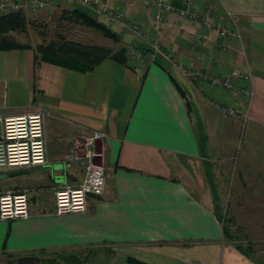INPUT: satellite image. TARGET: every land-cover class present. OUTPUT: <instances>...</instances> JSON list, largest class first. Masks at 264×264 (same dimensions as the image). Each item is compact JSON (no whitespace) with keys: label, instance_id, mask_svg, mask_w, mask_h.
<instances>
[{"label":"crops","instance_id":"1","mask_svg":"<svg viewBox=\"0 0 264 264\" xmlns=\"http://www.w3.org/2000/svg\"><path fill=\"white\" fill-rule=\"evenodd\" d=\"M66 1L114 31L116 46L144 49L147 61L105 58L82 72L40 60L30 43L0 50V115L42 111L45 158L0 167V193L24 191L29 210L25 219L0 220V254H33L37 264L79 250L91 254L83 264H264L224 238L206 196L191 194L173 168L210 167L232 149L240 117L221 115L214 104L223 103L245 116L249 159H260L262 146L264 178V0H166L235 26L239 38H227L223 51L211 45L214 31L173 13L155 22L154 8L140 1L107 0L122 20ZM195 32L205 38L195 42ZM192 69L249 73V103L189 80L184 71ZM93 132L102 136L87 143ZM87 161L103 169L102 193L88 196L84 213L54 214L53 191L77 186Z\"/></svg>","mask_w":264,"mask_h":264},{"label":"built area","instance_id":"2","mask_svg":"<svg viewBox=\"0 0 264 264\" xmlns=\"http://www.w3.org/2000/svg\"><path fill=\"white\" fill-rule=\"evenodd\" d=\"M154 8L153 20L162 21L166 14H176L179 17L198 23L206 30H212L216 39L212 41L213 48L223 51L226 47L225 40L229 37L239 38L235 26L226 23L220 18H215L211 12L202 8L196 10L189 5L180 8L173 7L166 0H135ZM84 5L96 6L101 17L122 20L121 11L112 7L107 0H80ZM29 11L39 9L50 10L51 0H0V14L22 10ZM133 30L138 25L131 24ZM205 38L200 32L192 34L195 42ZM140 61H147V56L131 48L127 52ZM184 73L191 81H199L220 90L240 94L244 103L248 104L252 91L247 85L251 75L246 72L231 70L224 75H213L201 69L186 70ZM215 109L224 116L240 117L231 107L223 103H215ZM44 113L40 110L22 113L14 116L0 115V167L11 168L17 166L42 165L45 162L42 136V119ZM102 134L93 132L87 143L101 137ZM71 153L68 154L71 157ZM105 184L103 169L100 165L87 161L84 165L82 181L74 187L61 186L53 191V213L56 215L69 213H84L87 210L88 196L100 195ZM29 215L28 198L24 191H4L0 193V220L25 219Z\"/></svg>","mask_w":264,"mask_h":264},{"label":"rangeland","instance_id":"3","mask_svg":"<svg viewBox=\"0 0 264 264\" xmlns=\"http://www.w3.org/2000/svg\"><path fill=\"white\" fill-rule=\"evenodd\" d=\"M51 1L50 10L39 9L32 12L26 7L22 9L29 24L24 32L10 33L17 42L34 45L60 34L67 39L80 42H97L113 48L116 46L100 32L73 22L69 15L72 2ZM73 1L76 3L80 0ZM75 6L80 7L78 4ZM131 48L133 47L128 46L127 52ZM163 63L166 65V62ZM236 119L239 120L238 132L233 140L232 149L209 161L210 167L201 166L199 162L189 163L188 172L178 169L179 163L174 161V173L185 182L191 194L197 197L206 196L211 208L224 220L233 242L245 248L249 255L264 258V178L260 162L263 156L261 146L263 138L259 136L256 140V145L261 146L257 150L260 159H249L250 153L246 152L245 148L252 144V138L247 136L248 130L244 122L240 118ZM74 254L81 260L91 256L85 250L76 251ZM4 261L5 257L0 254V264Z\"/></svg>","mask_w":264,"mask_h":264},{"label":"trees","instance_id":"4","mask_svg":"<svg viewBox=\"0 0 264 264\" xmlns=\"http://www.w3.org/2000/svg\"><path fill=\"white\" fill-rule=\"evenodd\" d=\"M69 15L73 22L100 32L114 43L118 41L117 34L114 31L82 9L74 7L70 10ZM28 24L29 21L22 10L0 14V50L23 46L10 33L24 32ZM34 50L40 60L82 72L92 69L105 58H110L121 64H125L127 60V49L125 46L112 48L97 43L67 39L60 34H56L47 41L41 40L34 44ZM137 50L142 54L145 53L142 48H137ZM217 218L221 221L224 238L230 241L244 255L250 256L245 248L233 242L224 220L218 214ZM37 262L38 258L35 255L24 254L17 257H6L3 264H37ZM44 264H83V260L74 255H68L63 256L61 259L55 257L47 258Z\"/></svg>","mask_w":264,"mask_h":264}]
</instances>
